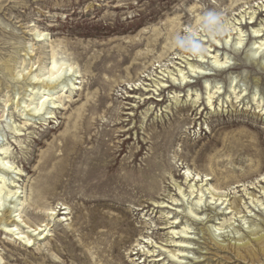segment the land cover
Masks as SVG:
<instances>
[{"label": "rangeland", "instance_id": "374dc122", "mask_svg": "<svg viewBox=\"0 0 264 264\" xmlns=\"http://www.w3.org/2000/svg\"><path fill=\"white\" fill-rule=\"evenodd\" d=\"M195 1L0 0V144L10 143L12 160L24 168V175L17 176L18 184L24 188V195L27 197L23 218L30 223H41L47 219L41 210L46 206L57 207V213L60 214L51 228V235L32 246L21 239L15 240L0 228V257H3L0 264H97L96 259L100 257L95 249L90 252L81 243L93 245L102 240L113 241L117 236L108 239L99 230L91 232L94 211L101 216L97 218V222H108L119 217L128 229L124 234L126 243L120 253H105L99 264H145V252L139 251V255L131 256L137 250H127L143 231H148L144 229L145 219L151 222L147 226L154 229L148 246L172 244V249L179 248L176 247L178 244L167 243L166 240L172 236L179 239L182 235L173 234L170 228L181 222V226H184L188 219L186 213H183L184 206L191 205L192 199L188 203L184 201V206L178 207L169 196H179L175 183L182 181L187 167L195 174H204L211 171V166L217 173L211 175L212 183L228 173L238 175L229 179L224 186L230 187L232 201L239 203V199H242L239 205L243 212L236 217L228 213L223 205L219 207L210 204L203 207L206 210L203 211L206 213L203 220H192L191 224L193 229L190 235L195 239V250L189 253V258H181L184 261L181 264H250L247 260L237 259L229 250V245L236 241L233 239V232L236 230L240 231L239 235H235L239 237L248 234L252 224L264 225V210L251 204L247 194L252 192L264 200V191L261 189L264 180L258 182L261 177L256 178L264 172V160L259 168L251 170V163L247 158L240 156V163L222 164L221 160L226 161L231 156L217 155L227 150L225 146L238 148L248 144L250 134L257 137L261 143L260 148L264 150V52L255 57L251 55L252 48L255 47L253 42L256 40L251 28L253 23L244 24V43L240 49L233 50L225 43L219 47L220 55L224 57L227 54L229 57L230 66L212 70L211 87L219 83L223 90L220 105L217 98L214 103L216 110L206 103V89L202 78H195L190 84V90L185 85L178 89L181 90L176 93L180 96L178 104L177 97H171L173 93L170 85L160 90H165L162 93L164 100L159 102L161 106L155 105L158 97L156 94L150 99V104H140V107L134 102L139 99L127 96L132 92L128 90L129 82L133 83L139 77L151 73L152 62L158 65L159 60H168L167 63L171 65H185L178 53L184 56L193 54L190 45L193 34H189L188 27L195 24V12H202L208 17L217 12L221 16L219 22H224L233 12H238L237 8L244 2L251 1V5L258 2L239 0L240 3L233 6L232 0H200V11H196L191 8ZM257 17L255 24L264 23V11L259 9ZM36 29L45 32V40H36ZM235 38L238 36L235 35ZM27 41L35 44L34 60L37 61L39 57L45 59L51 44H59V52L63 57H74L82 72V89L72 94L63 93V96L70 97H66L65 106L56 111V119L45 121L40 117L23 115L13 104L6 106L5 101L9 100L11 104L14 92L21 85L7 74L4 63L11 58L19 59L18 50ZM155 75L159 77L161 74L155 72ZM233 80L238 91L245 89L243 99L238 101L230 89ZM188 90L191 96H188ZM257 91L259 100L254 101L253 95ZM196 94H199L202 108L206 109L202 114L192 115V99ZM223 98L227 103L222 101ZM259 101L261 107H257ZM131 106H135L132 112L126 109ZM150 107L153 109H148ZM78 111L83 113L81 117H78ZM12 115L13 118L10 117ZM26 119H30V123H27L21 138L16 140L10 126L13 121L21 125ZM77 119L80 124L75 127ZM125 119L127 121H124V125L131 122V131L127 135L120 132L116 125ZM157 141L159 143L155 144ZM120 149L123 150L121 156L118 154ZM138 150L140 153L135 159L133 153ZM100 151H105L109 158L113 154L116 156V166L109 170L111 173H120L124 177L125 171H132L130 180L138 178L134 173L139 174L146 167V162L154 158V161L162 164L156 172L157 184L143 188L132 184L119 187L121 182L116 181L101 189L97 184L99 172L94 165L98 161L94 163L89 160L88 163L93 164L86 165V159L96 157ZM79 166L84 170L75 171ZM240 180L247 182L246 188L240 186L234 189ZM251 182L254 184H250ZM155 200H165L167 203L163 208H155ZM145 205L150 206L151 210H139ZM66 206L70 207L68 215L63 214ZM248 210H251L252 215L247 218L248 223H245L242 216L245 213L249 215ZM178 213L180 222L174 223L175 219L172 217ZM229 218L232 220L225 222ZM231 222L232 225L229 224ZM223 223L226 226L224 230L215 234L214 227ZM216 242L226 245V250L218 249ZM73 244L77 249H67L68 245ZM206 247L210 250L205 249ZM159 249L161 248H155V255L160 253ZM156 258L158 256L148 257L149 264L164 262ZM168 259L171 260L167 256L166 260Z\"/></svg>", "mask_w": 264, "mask_h": 264}, {"label": "bare ground", "instance_id": "6f19581e", "mask_svg": "<svg viewBox=\"0 0 264 264\" xmlns=\"http://www.w3.org/2000/svg\"><path fill=\"white\" fill-rule=\"evenodd\" d=\"M240 1L232 0L231 3L234 6L236 3H240ZM199 2L200 0H196L193 7L191 8H195L196 11H200L201 6ZM250 2L246 1L244 2V4L241 3L242 5H239V7L237 8L238 12H233V14H231L233 18L231 16L227 17V15V18L224 22H219V20H221V16H219L217 12H213V14H211L212 17L205 16L206 14L204 13L205 15H203L202 12H195L197 13L195 24L194 26L188 27L190 31L189 34H193V36L191 37L192 42L190 41V45H192L193 49V54L184 56L182 53H178L180 59H183L181 62H184L185 65H178V63H174V65H171L167 63L168 60L165 62L159 60L160 64L158 65L157 63L152 62L151 73L139 77V79L133 83L129 82L128 90H131L132 92L131 94L127 95L128 98L139 99L138 102L134 101L135 99L133 101L135 103H138V106L140 107V104H150V99H152V96L156 94L158 97H156L157 99H155V105L156 107L161 106V103L159 102L161 100H164V94L162 93L165 90L163 92H161L160 90L170 85L169 88L173 93V96L171 97H177L176 102L178 104L180 96H178V94L176 93L181 92V90L179 91L178 89H181V87L185 85L189 86L190 90V84L195 81V78H202L204 79V87L206 89V103L212 109L215 107L216 110V105L214 106V103H216L217 98L220 105V94L222 95L223 90L222 86L219 83H216L214 87H211V76L213 74L212 70H220L230 66V61L228 60L229 57L227 56V54L222 57V55H220L221 49L219 47L221 45L223 46L225 43L227 46L230 45L233 50L240 49L244 43V24L249 22L250 24L253 23L251 25V28L253 29V36L256 38V40L253 42L255 47L252 48L253 51L251 55L253 54V57H255L256 55L264 52V23H254L258 21L256 17L259 13V9L261 10V12L264 11V0H258L256 4L257 7L256 5H251ZM45 35V32L37 30L34 37H36L37 41H42L45 40ZM235 35H237L238 38H235ZM210 41H214L215 43ZM34 45L35 44L33 42L27 41L23 45V47L18 50L20 54L19 59L17 57L11 58V60H8L4 63V68L5 70H7V74L11 77L12 80H14L15 83H19L21 85L18 86V90L14 92V98L12 99L13 102L9 104V100L5 101L6 106L13 104L15 109L19 108L23 115L40 117L45 121L52 118L56 119L58 118L56 111L60 107H64L66 104V97H70L68 95L63 96L65 95L63 93L70 92V94H72L73 92L81 90L84 81L83 75L80 67L78 66L79 64L76 62L77 60H75L74 57L66 58L63 57V54L59 52V49H61V47H59V44H51L50 52L47 53V57L45 58L46 61L45 59H41L40 57L37 59V61L34 60ZM47 60H49V62ZM158 69L160 71L159 73ZM155 72L158 75H161L158 77L157 75H155ZM148 80L151 82L149 83ZM230 89L235 94L234 98L237 101L243 99V96L245 95V89L238 91L237 84L234 80L230 84ZM189 90L188 96H191ZM258 93L259 92L257 91L253 95L254 101L259 100V98L257 99V97H259L257 96ZM195 96L196 97L192 99V115H199L202 114L206 108H202L203 106L200 103L199 94H196ZM226 98L227 100H229V97L226 96ZM227 100L224 101L223 98L222 101L224 103H227ZM134 107L135 106L126 107V109H129L130 112H132L134 110ZM257 107H261V101H259V105ZM148 109L153 108L150 107ZM261 110H263V108ZM148 112L149 110H147V113ZM81 113L82 112L78 111V117L82 116ZM124 114H129V116L134 115L133 113ZM10 117L13 118V115ZM29 120L23 121V124L20 123L21 125H23V128L21 125L17 124V121H13L10 129L12 128V132L15 134L14 137L16 138V140H19V138H21V136L23 135V131H25V127L27 126ZM124 121H127V119L121 120V122H118L116 125L121 130L120 132H125V134L127 135L131 131V122L124 125ZM78 124H80V122H78L77 119L74 124L75 127H78ZM249 137H251L249 143L241 145L238 148L237 146H225L227 150H223V152H220L217 157L231 156V158L226 161H224L223 159L221 160V163H240V161H238V158L241 156L247 158L251 163V170L259 168L264 160V150L260 148L261 143L258 141L256 136L250 134ZM157 143H159V141L155 142V144ZM10 148V143L0 144V228L4 230L7 235L13 236L15 240L21 239L25 244H28V246H32V244L36 245L39 241L44 240L49 235H51V228L55 225L54 222L57 220L60 214L57 213V207L46 206L44 208H41V210H43L47 219L42 221L41 223H30L23 218L22 214L27 197H25L26 194L24 195V188L18 184L19 178L17 176L22 177L24 175V168L17 165L16 162L12 160ZM118 152L119 156H121L123 150L120 149L118 150ZM99 153V155L94 158L89 157L88 159H86V165L93 164L88 163L89 160H93L94 163L95 161H98V163H95L94 165L99 172L97 184L101 187V189L111 186L112 183H115L116 181L121 182V184L118 185L119 187L129 186L132 184L136 185V187L143 188L146 185L152 187L157 184L156 181L158 175L156 174V172L160 169V165L162 164L154 161V158H150L146 162V167L141 169V171H139V174L134 173V175H137L138 178H135V180H130L129 177L132 176V171H125L123 173L124 177H122L120 173L114 174L109 171L113 170L114 166H116L115 162L117 161V158L114 154L111 156V158H109L107 157V154H105V151H100ZM139 153V150L133 153V155L135 154L133 157L136 159ZM134 160H132V162ZM126 164L127 163H125L124 165L126 166ZM83 170L84 169L80 166L76 167L75 169V171L77 172ZM210 170L211 171L209 173L201 174V172H196L195 174V172L191 170L190 167H187L182 181H176L175 183L176 188H178L177 190L179 192V196H169V199H172V201H174L178 207L184 206V201H187L188 203L190 202L189 200L192 199L191 205H185L186 207L184 206L183 213H186L185 216L188 217V219L184 223V226H181L183 222L179 223L180 221L178 219L180 215L178 213V215L173 216L172 218L175 219L174 223H179V225L172 226L171 228L169 227L170 229H172L173 234H182L179 239H176V237L172 236L171 238L166 240L167 243L173 242L178 244L176 245V247L179 246V248L172 249V244H161L159 246L151 245V247L150 245L148 246V244H150L149 242L151 237H153L154 229L152 228V226H147L150 225L151 222L145 219L144 224L146 227L144 229L148 231H143V233L140 234L141 236L137 238L133 246L127 249L133 250L132 252L137 250V253L134 252L131 254V256L133 254L139 255V251H143V253L145 252V254H147L146 258H144L145 260L143 261L145 262V264H149L147 258L151 256H158V258L156 259L164 261L162 264H181L184 262L181 258H189V253L195 250V247L193 245L195 239L190 235V233H192L191 229H193L191 224L192 220L194 222L197 221V219L203 220V215L206 214L204 213L206 210H203V207L210 206V204H215L219 207L223 205L225 206V209L228 210V213L230 212L236 217L243 212L240 209L239 205L242 199H239V203L236 202V200L232 201V198L230 197L231 193H229L230 187L224 186L229 179H234L238 175L234 172L228 173L223 178L218 179L215 183H212L211 180L213 179L211 175L217 173L212 166ZM258 177H261V179L259 180ZM256 178L258 179V182H262V180H264V172H261ZM246 183V181H237V184H235L236 186L233 188H239L240 186H244L246 188ZM250 184H254V182H251ZM247 189L245 190L247 191ZM261 189H263L264 191V186H262ZM208 194L210 195L209 197L207 196ZM247 194L249 196L248 199H250L249 201L251 204H254L255 207L264 210V200L262 198H259L252 192H248ZM40 195L41 192H39V196ZM95 202H98V200H96ZM165 203H167L165 200H155L154 207L156 208L157 206V208H163L165 207ZM63 205H65V203H63ZM140 208L141 209L139 210H144L145 208H149L151 210L150 206L147 205H145L143 208ZM249 208L250 207L248 206L247 209ZM63 209H66L63 214H70L69 206H66ZM248 212L249 215L245 213V215L242 216V221H245V223H248V221L246 222V220L252 215L251 210H248ZM165 213L170 214L172 212ZM99 215L100 214L96 211L92 213L91 223H93V225H91V232H96L97 230H99V232L106 235V238L108 239L110 237H117L113 241L107 240L103 242L102 240L95 242V244L93 245L84 244L83 242L81 243V245L84 248L89 249L90 252L92 249H95V253H97L100 257V259H96L97 264L102 261V257H104L105 253H110L112 255L115 253H120V249L126 243L124 242V234L128 232V229L125 228L126 224L123 222L122 218L116 217L108 222H97V218H101V216L99 217ZM110 217H112V215ZM169 219L170 218H168V220ZM231 220L232 218H229L225 222L228 223ZM229 224L232 225V222ZM225 227L224 223L220 226H215V231L213 230V232H215V234L216 232L221 233V231L224 230ZM263 231L264 225L261 226L259 223L252 224V226L250 225L249 233L245 234L244 236L236 237L235 235H239L240 231H232L234 233L233 239H235L236 241L233 245H229V250L232 251L237 259L240 258V260H247L250 264H264ZM215 244L220 250H226L227 248L226 245L224 246L217 242ZM156 247H160L161 249H159L160 253L155 255L154 252L156 251ZM74 248L77 249V246L74 244L67 246V249L71 251H73ZM205 249L210 250L209 247H206ZM163 254H167V256L171 258V260H166L167 256L163 257ZM202 256H205V254H202ZM141 257H143V255H141ZM226 259H228V257ZM0 260H3L2 256L0 257Z\"/></svg>", "mask_w": 264, "mask_h": 264}]
</instances>
